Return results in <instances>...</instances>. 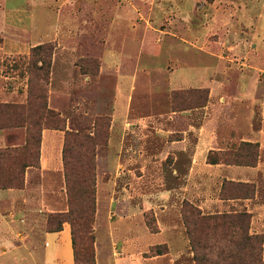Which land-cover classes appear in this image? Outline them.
<instances>
[{"label":"rangeland","instance_id":"obj_1","mask_svg":"<svg viewBox=\"0 0 264 264\" xmlns=\"http://www.w3.org/2000/svg\"><path fill=\"white\" fill-rule=\"evenodd\" d=\"M37 45L50 49L46 70ZM191 70L208 72L214 93L252 85L264 100V0H0V153L24 148L0 158V264H45L44 234L64 225L82 261L99 240L134 264H264L253 213L202 207L209 174L188 165L217 94L181 80ZM44 130L62 136V149L67 133L87 135L67 159L77 171V156H92V215L76 203L64 214L63 158L62 172L38 169ZM244 143L212 149L206 161L258 162L259 145ZM220 182L219 199L256 194L255 182Z\"/></svg>","mask_w":264,"mask_h":264},{"label":"crops","instance_id":"obj_2","mask_svg":"<svg viewBox=\"0 0 264 264\" xmlns=\"http://www.w3.org/2000/svg\"><path fill=\"white\" fill-rule=\"evenodd\" d=\"M196 71L198 70L181 71V74H183L181 80L205 85L211 89L210 91L213 95L216 85L209 83L208 72L204 71L205 73L199 74ZM126 81L121 88L122 98L119 106L121 111L124 110L123 98H125L129 88V80ZM214 94L217 95L213 102L210 101L206 106L202 127L196 128V145L190 152L188 165L192 172H208L209 174L206 179L208 190L202 207L206 210L210 208L226 210L231 209L230 207L246 208L247 211L253 213L252 223H255L254 225L258 224L259 227L261 226L258 228V232L264 233V199L261 198V195H264V100L256 98L252 85H241L230 94H223L220 91ZM216 108H223L225 114L222 116L215 115L214 111ZM237 140L253 142L259 145L260 156L255 166L208 163L206 161V155L210 150H225L228 148L227 146ZM62 144L63 138L59 133L54 130L43 131L40 145V165L38 168L41 173L62 172ZM225 178L236 182H255L256 194L254 198L219 199L216 193L212 194L213 188L217 189V184ZM2 221L6 223L5 219ZM5 223L2 224V227L6 230ZM110 229L114 230L113 227H110ZM44 236L47 241V247L42 253L41 260L45 264H74L72 240L66 225L63 226L61 231L45 232ZM52 243L55 244L52 245ZM95 244V258L97 256L100 263L134 264L128 257L110 255V249H102L103 244L99 243V240H96ZM16 251L21 254L24 249L18 248Z\"/></svg>","mask_w":264,"mask_h":264},{"label":"trees","instance_id":"obj_3","mask_svg":"<svg viewBox=\"0 0 264 264\" xmlns=\"http://www.w3.org/2000/svg\"><path fill=\"white\" fill-rule=\"evenodd\" d=\"M50 52V49L47 46L43 45H37L33 47L32 49V55L39 56L41 59V66L39 69L46 70L48 67V62L45 57H41V55L45 56ZM40 109L45 115H48L51 113L49 109L46 107V105L41 103ZM4 107H8L7 105H4ZM8 109V108H6ZM20 108H17L19 110ZM80 133H67L64 140V146L62 149V158H63V169H64V178L66 183V191H67V201H68V210L64 214H70L72 213L73 209L71 208L74 203L77 204L78 210L83 211L88 214H93L94 211V204H95V198H94V177H93V164H92V156L83 155V156H77L76 158V164H77V171L72 170L70 166V162L67 159V154L69 152L70 143L74 142L77 139H80L81 141H88L87 135L84 134V136H80ZM244 144L249 146H254L256 144L245 142ZM258 147V145H256ZM23 147L21 148H6L2 150V154L0 153V158L2 157V162L8 159H15L16 157H19L23 152ZM38 150H40V144L38 147ZM39 155V151H38ZM220 160V159H219ZM218 159H211L208 156V163H220ZM227 164H230L229 162ZM231 164H237V165H246V166H255L257 164V160H255L252 164H245V163H238V162H232ZM32 164H25L24 167L30 166ZM76 171V172H75ZM242 184V183H240ZM244 184V183H243ZM245 185H249L248 183H245ZM251 192H253V189L251 188ZM81 216V214H80ZM204 219H207L206 221H209L210 218L208 216H201ZM88 223H91V220H88ZM61 230V226L55 227L54 229L50 230V232H57ZM245 234V233H244ZM247 239H253L257 240L258 236H245ZM72 248H73V254H74V261L76 264L78 263H85V264H96L95 261V254L92 247L89 248L87 253H84V260H80L78 258L80 255L78 252H75V240L72 236Z\"/></svg>","mask_w":264,"mask_h":264}]
</instances>
